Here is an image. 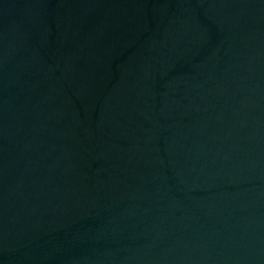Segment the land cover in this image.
<instances>
[{
	"label": "water",
	"instance_id": "obj_1",
	"mask_svg": "<svg viewBox=\"0 0 264 264\" xmlns=\"http://www.w3.org/2000/svg\"><path fill=\"white\" fill-rule=\"evenodd\" d=\"M0 264H264V0H0Z\"/></svg>",
	"mask_w": 264,
	"mask_h": 264
}]
</instances>
